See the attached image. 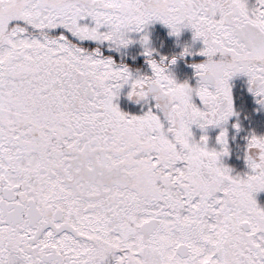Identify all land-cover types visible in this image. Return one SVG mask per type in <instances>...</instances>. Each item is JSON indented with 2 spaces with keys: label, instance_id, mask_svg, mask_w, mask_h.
<instances>
[{
  "label": "snow or ice",
  "instance_id": "obj_1",
  "mask_svg": "<svg viewBox=\"0 0 264 264\" xmlns=\"http://www.w3.org/2000/svg\"><path fill=\"white\" fill-rule=\"evenodd\" d=\"M262 198L264 0H0V264H264Z\"/></svg>",
  "mask_w": 264,
  "mask_h": 264
},
{
  "label": "flooded vegetation",
  "instance_id": "obj_2",
  "mask_svg": "<svg viewBox=\"0 0 264 264\" xmlns=\"http://www.w3.org/2000/svg\"><path fill=\"white\" fill-rule=\"evenodd\" d=\"M183 39L190 41L191 40V33L190 32H186L185 35H184V37H183ZM174 50L176 52H179L180 51L179 48H175ZM262 202H264V198H262Z\"/></svg>",
  "mask_w": 264,
  "mask_h": 264
}]
</instances>
